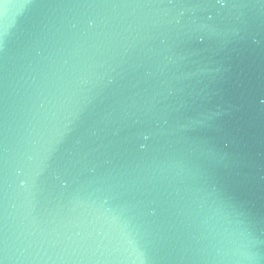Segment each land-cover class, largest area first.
<instances>
[{
  "label": "water",
  "instance_id": "1",
  "mask_svg": "<svg viewBox=\"0 0 264 264\" xmlns=\"http://www.w3.org/2000/svg\"><path fill=\"white\" fill-rule=\"evenodd\" d=\"M0 264H264V0H0Z\"/></svg>",
  "mask_w": 264,
  "mask_h": 264
}]
</instances>
